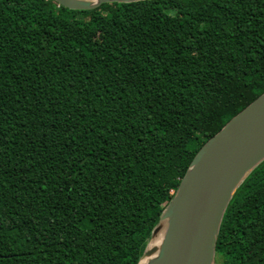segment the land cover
I'll return each mask as SVG.
<instances>
[{
	"label": "trees",
	"instance_id": "1",
	"mask_svg": "<svg viewBox=\"0 0 264 264\" xmlns=\"http://www.w3.org/2000/svg\"><path fill=\"white\" fill-rule=\"evenodd\" d=\"M264 92V0H0V264H137L201 146ZM220 264H264V161Z\"/></svg>",
	"mask_w": 264,
	"mask_h": 264
},
{
	"label": "water",
	"instance_id": "2",
	"mask_svg": "<svg viewBox=\"0 0 264 264\" xmlns=\"http://www.w3.org/2000/svg\"><path fill=\"white\" fill-rule=\"evenodd\" d=\"M74 11L105 3L147 0H53ZM264 161V92L233 116L198 150L163 210L137 264H214L227 206L247 176ZM164 224L158 247L151 239ZM147 260L141 263L142 259Z\"/></svg>",
	"mask_w": 264,
	"mask_h": 264
},
{
	"label": "bare ground",
	"instance_id": "3",
	"mask_svg": "<svg viewBox=\"0 0 264 264\" xmlns=\"http://www.w3.org/2000/svg\"><path fill=\"white\" fill-rule=\"evenodd\" d=\"M164 224L161 225L160 230L156 233V235H154V237L151 239L150 241V245L154 246V247H158L162 241V237L164 234ZM157 242V244H156ZM147 259L144 258L142 259L141 263L145 262Z\"/></svg>",
	"mask_w": 264,
	"mask_h": 264
},
{
	"label": "rangeland",
	"instance_id": "4",
	"mask_svg": "<svg viewBox=\"0 0 264 264\" xmlns=\"http://www.w3.org/2000/svg\"><path fill=\"white\" fill-rule=\"evenodd\" d=\"M156 244H157V242H156ZM220 258H221V256H220L219 252L216 253V251H215L214 264H220Z\"/></svg>",
	"mask_w": 264,
	"mask_h": 264
}]
</instances>
